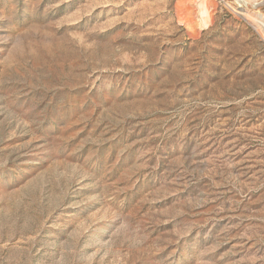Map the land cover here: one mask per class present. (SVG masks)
<instances>
[{"label":"rangeland","instance_id":"obj_1","mask_svg":"<svg viewBox=\"0 0 264 264\" xmlns=\"http://www.w3.org/2000/svg\"><path fill=\"white\" fill-rule=\"evenodd\" d=\"M204 1L0 0V264H264V0Z\"/></svg>","mask_w":264,"mask_h":264},{"label":"bare ground","instance_id":"obj_2","mask_svg":"<svg viewBox=\"0 0 264 264\" xmlns=\"http://www.w3.org/2000/svg\"><path fill=\"white\" fill-rule=\"evenodd\" d=\"M204 1V0H203ZM240 1H244V0H240ZM250 1V0H249ZM260 0H252V2H259ZM205 2V1H204ZM248 2V1H247ZM206 3H208V2H206ZM251 3V2H250ZM249 4V3H248ZM259 4V3H258ZM260 7V6H259ZM254 8V7H253ZM200 11H201V14H202V18H201V22H200V25L202 26H210L212 23H213V20H214V17H213V15L211 14V12H210V10L208 9V7L203 3L202 5H201V8H200ZM249 16L251 17V18H255V17H253L252 16V14L250 15L249 14ZM258 20V19H257ZM261 21V20H260ZM260 21H258V22H260ZM264 21V20H263ZM264 23V22H263ZM260 25H262L261 23H260Z\"/></svg>","mask_w":264,"mask_h":264}]
</instances>
